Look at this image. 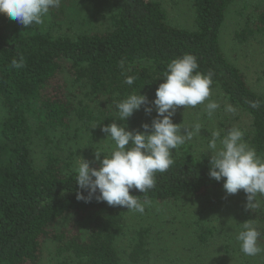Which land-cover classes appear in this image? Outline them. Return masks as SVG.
Wrapping results in <instances>:
<instances>
[{
  "label": "trees",
  "instance_id": "obj_1",
  "mask_svg": "<svg viewBox=\"0 0 264 264\" xmlns=\"http://www.w3.org/2000/svg\"><path fill=\"white\" fill-rule=\"evenodd\" d=\"M107 1L110 26L101 32H52L44 24L53 28L58 23V8L50 9L43 25L30 28L0 14V97L6 107L0 125V264H40L48 243L54 264H120L117 241L125 232L127 208L78 200L73 154L51 148L38 163L33 145L39 138L50 146V132L67 130L75 117L95 125L94 131L112 122L126 124L119 120L116 103L133 92L153 101L167 64L184 53L197 57V71L213 73L212 91L219 89L229 104L250 116L244 139L264 156V94L221 46V28L236 0H193L195 26L190 29L173 25L160 0ZM261 3L236 31L239 42L264 38ZM21 55L24 67H11ZM127 75L136 77L132 85L124 83ZM68 77L86 89L87 100H76ZM254 101L259 108L251 106ZM211 156L197 155L185 143L175 149L170 168L155 174L154 188L130 192L141 202L202 198L223 187V180L209 176ZM91 166L99 167V161ZM243 211L257 222L264 242L262 207L244 206ZM202 228L198 235L205 242L212 229ZM148 238V228L136 231L128 252L132 263L149 256Z\"/></svg>",
  "mask_w": 264,
  "mask_h": 264
},
{
  "label": "rangeland",
  "instance_id": "obj_2",
  "mask_svg": "<svg viewBox=\"0 0 264 264\" xmlns=\"http://www.w3.org/2000/svg\"><path fill=\"white\" fill-rule=\"evenodd\" d=\"M160 1L173 25L186 29L195 26L193 0ZM261 2L264 4L263 0H236L226 13L220 37L222 49L228 59L245 72L254 89L264 94V38L256 36L247 42H239L235 38L236 31L243 28L247 15H254V6ZM108 8L107 0H61L58 10L60 9L62 17L57 20L58 23L53 28L43 24L56 34L101 32L110 26ZM68 79L76 100H87L86 89L72 78ZM209 99L220 104L212 117L206 114L204 104L187 108L180 106L172 117L173 122L180 124L181 128L200 124L201 131L194 133L193 138L186 141L193 146L197 155L212 154L208 149L212 131L219 130L223 136L227 129L236 126L245 135L251 127V118L246 112L236 107L235 113L225 111V105L229 103L219 89L212 91ZM144 107L135 111L128 119L129 130L143 131L141 126L144 123L151 124L156 117L154 106L151 114H147ZM5 114L6 107L0 97V125ZM95 128V125H84L75 117L67 130L50 132V146L36 138L33 145L36 161L42 162L48 150L54 148L64 156L73 154L75 164L82 157L90 161V166L96 164V151L109 152L112 142L106 139L102 130L94 131ZM174 151L175 149L172 154ZM257 200L264 211V196L258 195ZM245 205L246 194L243 190L234 195H226L222 187L210 190L206 196L195 200L150 202L143 214L126 209L125 232L117 241L120 264H264V252L247 256L236 240L243 222L250 221L257 226V222L244 213ZM202 227L212 229L211 236L205 242L198 235ZM140 228L149 229L150 253L141 262L132 263L128 252L132 238ZM258 243L264 248V242L259 238ZM55 261L53 245L48 243L40 264H54Z\"/></svg>",
  "mask_w": 264,
  "mask_h": 264
},
{
  "label": "clouds",
  "instance_id": "obj_3",
  "mask_svg": "<svg viewBox=\"0 0 264 264\" xmlns=\"http://www.w3.org/2000/svg\"><path fill=\"white\" fill-rule=\"evenodd\" d=\"M61 0H0V14H6L10 20L28 27L42 25L50 9L58 8ZM21 55L11 61V67H24ZM121 69L124 63L121 61ZM199 63L192 53L177 56L167 64L163 82L156 89L155 99L149 103L148 97L135 92L116 103L120 121H128L142 106L147 114L155 107L156 117L151 124L144 123L143 131L129 130L126 124L112 122L101 130L110 139L112 147L107 154L96 151L95 158L99 167L90 166L83 157L73 169L78 200L90 202L93 198L106 202L109 206L126 207L128 210L143 214L150 201L141 202L130 190L145 193L155 187V174L164 173L173 164L172 150L184 145L201 131L196 123L191 128H181L172 117L180 106L196 107L204 104L206 114L212 117L220 104L209 99L212 95L213 73L197 71ZM136 77L127 75L124 83L132 85ZM205 101L207 103L205 104ZM253 108H259V102H252ZM225 111L235 113L236 108L225 105ZM182 129L185 131L182 132ZM208 149L211 150L209 176L223 180L226 195H234L240 190L246 194V208L259 206L257 196H264V156L257 154L254 147L244 140V131L233 126L226 134L211 132ZM103 154V159H101ZM85 191L87 195H85ZM261 233L250 221L242 223L236 236L241 251L247 256H256L264 252L258 243Z\"/></svg>",
  "mask_w": 264,
  "mask_h": 264
}]
</instances>
